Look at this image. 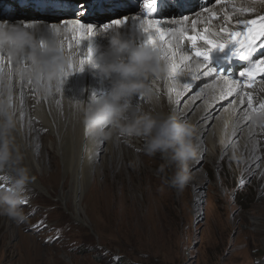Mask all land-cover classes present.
I'll list each match as a JSON object with an SVG mask.
<instances>
[{
	"label": "bare ground",
	"instance_id": "obj_1",
	"mask_svg": "<svg viewBox=\"0 0 264 264\" xmlns=\"http://www.w3.org/2000/svg\"><path fill=\"white\" fill-rule=\"evenodd\" d=\"M14 1L16 0H0V7L25 10L24 16L5 19L0 17V20L19 23L32 31L39 40H51L52 29H55L60 34L63 48L71 56V67L68 65L65 70L68 74L63 77V85L59 90L54 88L51 94H45L34 81L19 74L11 59L0 54V74H7L12 86L16 145L24 156V164L31 170L32 179L26 186L25 199H29L35 189L49 194L42 180L48 176V168H51L50 174L54 170L56 164L48 158L49 152L54 151L63 161V179L70 181L69 186L63 187L58 199L67 208L71 205V215L75 219L88 224L83 218L86 178L92 173H102L107 166L113 165L109 154L113 152L116 142L123 144L126 138H119L115 133L107 140L94 138L89 135L83 123L82 106L107 94L111 87L110 79L100 76L97 70L86 64L87 58L95 59L108 50V37L113 29L125 36H133L140 45L146 44L148 34L143 31V27L149 19L159 21L158 27L165 33L163 40H159L158 36L152 38L158 40L157 49L162 58L167 53L168 58L163 60L170 65L171 70L151 79L148 82L151 95L138 94L133 97V104L157 116L174 112L181 119L194 124L197 129L194 144L200 157H208L215 150V142L224 141L223 147L238 151L244 149L249 163L258 162L260 154L253 155V150L264 145V141H261L264 128L252 127L250 120L244 119V114L250 111L245 93H251L254 107L264 104V81L261 82L264 76L260 77L261 83L258 85V81L253 83L247 77L236 76L234 72L224 75L240 61V58L232 56L230 45L224 50H213L211 57L218 58L216 64L197 57L192 42L181 33L195 36L196 47L205 49L209 45L200 40L199 35H207L217 43H226L229 32L241 31L237 27L239 21L264 16V10L258 13H240L237 11L241 8L240 0L204 3L207 1L205 0L194 10H190V7L182 9L181 5H189L193 1L192 5H195V1L199 3L200 0H155V11H159V6H162L161 10L150 14L143 6L145 0H94L92 3L83 0L86 4L81 9H78V5L75 9L72 0H17L19 5H15ZM129 1L138 5L132 11H124L122 7L131 4ZM33 3L37 4L36 7H31ZM63 3L67 5L64 6ZM88 6L96 10L94 13L101 8L100 12L103 11L105 15L101 17L93 13L86 14ZM61 8L63 10L59 11ZM205 8L208 11H203ZM45 9H54L60 16L52 21H42L38 18L40 13L37 10ZM174 10L180 13H170ZM213 12L216 13L215 18L212 17ZM184 17L188 19L184 20ZM115 20H121L122 23L115 25ZM193 20L197 21L195 25ZM81 24L84 25L83 29L79 27ZM105 25H108L107 29ZM74 32L78 35V40L73 41L70 52L68 41ZM258 38L255 47L259 44ZM239 39L243 42L244 36ZM81 59L84 60L83 71H79ZM221 67L223 70L220 72ZM249 83L251 87L247 86ZM232 84L239 89L240 95L235 91L228 93ZM40 131L45 132L44 143L40 141ZM141 142V138H132L126 143L140 148ZM40 152L43 153L42 159L37 156ZM195 166L196 162L190 160V173L195 170ZM42 169L45 172L40 176ZM6 175L5 171H0V183H7ZM92 191L100 190L95 185ZM105 192L106 189L102 195Z\"/></svg>",
	"mask_w": 264,
	"mask_h": 264
},
{
	"label": "rangeland",
	"instance_id": "obj_2",
	"mask_svg": "<svg viewBox=\"0 0 264 264\" xmlns=\"http://www.w3.org/2000/svg\"><path fill=\"white\" fill-rule=\"evenodd\" d=\"M75 1L78 9L86 4ZM204 1L181 8L194 10ZM209 1L215 0L204 3ZM137 5L122 8L132 11ZM97 10L88 6L86 14L105 15ZM24 11L0 7V17L21 18ZM37 11L42 21L60 16L54 9ZM217 59L209 61L218 64ZM40 133L44 143L45 132ZM223 142L216 141L208 157L196 153L191 159L195 170L182 191L164 183L173 168L158 171L164 161L159 154L145 155L143 140L140 148L116 142L109 154L113 165L86 178L83 218L88 224L58 199L70 181L63 179V161L50 151L48 158L56 165L42 180L49 194L35 189L24 200L23 222L0 215V264H119L110 261L118 256L130 262L125 264H264V145L253 150L260 154L258 162L249 163L247 151L225 148ZM37 156L42 159L43 153ZM137 161L138 166H130ZM7 185L1 182L0 188ZM95 185L100 191H92Z\"/></svg>",
	"mask_w": 264,
	"mask_h": 264
},
{
	"label": "clouds",
	"instance_id": "obj_3",
	"mask_svg": "<svg viewBox=\"0 0 264 264\" xmlns=\"http://www.w3.org/2000/svg\"><path fill=\"white\" fill-rule=\"evenodd\" d=\"M240 3L252 12L264 10V0H240ZM52 31L51 40H39L19 23L0 20V54L11 59L19 74L34 81L45 94L63 85V74L71 59L61 44L60 34ZM86 64L111 81L107 94L82 106V119L89 135L107 140L115 133L126 138V142L141 138L143 153L149 157L159 154L164 161L158 171L173 168L164 183L182 191L191 179L189 161L196 155L195 125L174 112L157 116L133 104L134 96L151 95L148 83L151 79L171 70L159 50L148 43L140 45L133 36L113 29L108 37V50L95 59L87 58ZM249 120L252 126L264 128V109L251 112ZM15 129L11 82L7 74H0V171L7 173L8 183L0 188V215L19 223L27 218L21 205L32 176L16 145ZM130 166H138V161Z\"/></svg>",
	"mask_w": 264,
	"mask_h": 264
},
{
	"label": "snow or ice",
	"instance_id": "obj_4",
	"mask_svg": "<svg viewBox=\"0 0 264 264\" xmlns=\"http://www.w3.org/2000/svg\"><path fill=\"white\" fill-rule=\"evenodd\" d=\"M220 0H217V3H219ZM155 0H145L144 2V8L148 10L149 14L151 12L155 11L154 8ZM203 11H208L207 8L203 9ZM240 13H249L252 12L250 9L247 8H239L237 9ZM216 13H212V17L215 18ZM127 19V18H125ZM184 20H187V17L183 18ZM122 23L121 20H115L113 21V24L120 25ZM193 25L197 23L196 20L192 21ZM159 21L156 20H147L146 26L143 27V31L148 34V39L146 43L151 44L153 47L157 48L158 40L153 39V36H158L159 40H163L165 33L160 30L158 27ZM80 29L84 28V25L79 26ZM91 28V25L88 26ZM105 29L108 28V25L104 26ZM237 27L241 29V31H233L228 33V40L226 43H217L214 40L210 39L207 35H199V39L203 40L206 45H209V47L205 49H200L196 47V37L192 35H187L186 33H181L182 36H186V38L192 42L193 48L195 50V55L197 57H203L205 61L210 60L211 53L215 49L224 50L225 47L231 46V52L232 56H236L240 58L241 60H249L252 53L256 51L255 44L257 41V37H264V16H260L257 19H250V20H241L238 22ZM153 29L155 31H153ZM205 32H207V29H205ZM244 36V41L242 42L239 37ZM249 37H251V40H249ZM78 40V35L74 32L73 36L68 41V48L71 52L73 47V41ZM161 47H164V45H161ZM164 59H167V53L164 54ZM231 57H229L230 59ZM183 59V57H182ZM71 67V65H69ZM84 68V60H80V68L79 71H82ZM264 73V59H257L254 61L250 60V67L247 69L246 72H241V77H247L250 81L254 80L255 77L260 74ZM68 73H65L63 75H67ZM248 87H251V83L247 85ZM187 87V85H185ZM233 91L236 92L237 95H240L239 89L236 87L235 84H232L228 88V93H232ZM95 95V94H93ZM245 96L247 97V107L250 109V111L246 112L244 114V119L249 120L250 113L253 111H257L259 109H264V104L259 105L258 107H254L252 105V95L251 93H245Z\"/></svg>",
	"mask_w": 264,
	"mask_h": 264
},
{
	"label": "trees",
	"instance_id": "obj_5",
	"mask_svg": "<svg viewBox=\"0 0 264 264\" xmlns=\"http://www.w3.org/2000/svg\"><path fill=\"white\" fill-rule=\"evenodd\" d=\"M122 256H118V257H113V258H111L110 259V261L112 262V263H119V264H125V263H128V262H126V261H123L122 260ZM130 263V262H129Z\"/></svg>",
	"mask_w": 264,
	"mask_h": 264
}]
</instances>
